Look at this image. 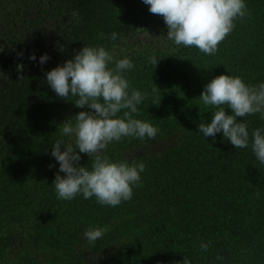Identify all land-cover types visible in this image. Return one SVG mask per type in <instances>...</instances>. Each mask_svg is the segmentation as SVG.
Segmentation results:
<instances>
[{
	"label": "trees",
	"instance_id": "obj_1",
	"mask_svg": "<svg viewBox=\"0 0 264 264\" xmlns=\"http://www.w3.org/2000/svg\"><path fill=\"white\" fill-rule=\"evenodd\" d=\"M66 2L77 17L60 43L32 47L36 60L21 75H0V225L22 226L27 246L24 256L4 261L15 233H2L0 264H30L34 256L43 264H182L185 256L191 264H264V164L250 146L236 149L222 133L213 140L198 130L201 122H211L213 109L199 97L212 79L230 75L246 84L264 83V0H245L250 18L235 22L214 55L186 48L173 55L175 64L146 61L135 81L129 80L146 95L134 118L159 132L155 139L123 137L101 153L146 166L142 186L116 207L82 195L57 199L59 164L52 146L59 139L68 142L60 126L77 98L58 97L45 73L84 46L106 47L113 32L120 38L164 20L143 0ZM44 54L50 59L41 65ZM226 113L232 114L227 108ZM243 119L250 134L264 128L259 114ZM80 166L91 168V159ZM89 227L108 231L90 243L84 238ZM202 242H210L207 251ZM87 255L95 256L91 261Z\"/></svg>",
	"mask_w": 264,
	"mask_h": 264
},
{
	"label": "clouds",
	"instance_id": "obj_2",
	"mask_svg": "<svg viewBox=\"0 0 264 264\" xmlns=\"http://www.w3.org/2000/svg\"><path fill=\"white\" fill-rule=\"evenodd\" d=\"M143 3L149 6L151 14L162 17L167 27L166 36L148 32L146 35L175 46L195 47L205 55H214L219 44L235 29V22L251 15L245 0H143ZM117 38L118 34L113 32L111 39ZM29 59L35 61L36 56L33 54ZM49 59L44 54L40 64ZM158 62L155 55L148 57V63L153 66ZM111 64L114 67H109ZM134 67L129 57L116 59L114 52L104 46H84L62 66L45 73L47 84L58 97H76L77 108L89 109L62 124V136L69 140L66 143L59 139L52 146L51 156L59 164L53 181L57 199L71 201L82 195L84 199L94 197L102 206L116 207L132 199L134 187L142 186L144 163L114 162L101 155L108 144L123 137L155 139L159 132L151 123L134 118L140 114L137 106L146 98L131 88L124 75ZM22 68L18 65V72ZM157 89L154 85L152 91ZM199 99L206 108L213 109L211 122H201L199 133L213 140L222 133L236 149L250 146L257 160L264 164V128H255L250 134L243 119L259 114L264 120V83L246 84L239 76L219 75L204 87ZM226 108L231 110V115L226 113ZM80 153L91 158V168L80 166ZM107 231V227H89L84 238L94 243ZM209 243L202 242L200 248L207 251ZM182 264L191 261L185 256Z\"/></svg>",
	"mask_w": 264,
	"mask_h": 264
},
{
	"label": "rangeland",
	"instance_id": "obj_3",
	"mask_svg": "<svg viewBox=\"0 0 264 264\" xmlns=\"http://www.w3.org/2000/svg\"><path fill=\"white\" fill-rule=\"evenodd\" d=\"M76 17L66 0H0V54L4 59L0 62V75L11 77L24 73L31 63L29 57L32 56V47H56L61 37L70 31ZM146 32L153 36L162 34L166 36L167 27L164 21L144 23L135 31L112 40L106 46L107 50L114 52L116 59L129 57L134 65L137 64L136 68L124 73L128 81H135L137 70L140 71L143 63L148 62V57L155 55L158 64H171L173 55L187 48L182 45L175 46L171 42H163L157 37L146 35ZM163 54L165 58H162ZM18 65L23 66L21 72L17 70ZM109 67H114V64ZM133 85L137 89L136 82L130 84L131 88ZM80 111L87 110L77 108L75 103L72 104L64 115L62 123L73 119ZM90 159L86 154L81 155L83 161ZM8 231L15 233V239L5 248L2 258L6 262L16 256H24L23 250L27 247L23 237L26 230L22 226L4 221L0 225V235ZM93 256L95 255H87V259L92 261ZM29 263L43 264V260L34 256Z\"/></svg>",
	"mask_w": 264,
	"mask_h": 264
}]
</instances>
